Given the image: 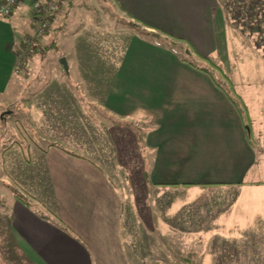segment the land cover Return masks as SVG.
<instances>
[{"label":"crops","instance_id":"obj_1","mask_svg":"<svg viewBox=\"0 0 264 264\" xmlns=\"http://www.w3.org/2000/svg\"><path fill=\"white\" fill-rule=\"evenodd\" d=\"M73 1L60 4L42 49L18 73V55L36 27L32 0L0 17V129L22 105L30 120L68 140L75 134L68 143L81 152L56 141L49 144L63 149L34 148L44 210L28 197L30 207L0 196V264H264V0H113L120 13L110 21L114 30L88 20L66 53L50 50L67 41L64 17ZM95 32L96 47L89 45ZM147 33L216 58L241 111ZM60 58L77 84L60 81ZM248 64L258 73L251 87L240 76ZM49 65L52 80L41 81ZM85 94L86 111L96 106L108 124L106 117L83 123L76 106ZM73 117L83 124L76 133ZM92 127L108 139L100 151L87 140Z\"/></svg>","mask_w":264,"mask_h":264},{"label":"rangeland","instance_id":"obj_2","mask_svg":"<svg viewBox=\"0 0 264 264\" xmlns=\"http://www.w3.org/2000/svg\"><path fill=\"white\" fill-rule=\"evenodd\" d=\"M29 4L30 2H26L27 7L30 6ZM30 7L32 9V5ZM72 7L73 8L70 14H68V17L66 16L64 17V19L66 18V22L68 23L67 24V28H68L67 36H65L67 38V41H64L60 44V40H59L58 46H56V48L50 47L49 48L50 50L52 49L53 51L54 50L59 51L60 49V51L62 52L66 50V45L69 42H73L75 38L74 33L78 32V35H79L83 32V30L84 31L86 30L87 27L81 26L82 23H87L88 20L96 21L100 19L102 20V22H107L110 25V27L113 29V26L110 21L115 18L114 17L115 15H120L119 8L114 5L113 0H74ZM16 19L17 17H14L13 21H15ZM122 19L124 20V22L122 23L128 26L127 24H125L127 20L124 18ZM16 21H18V19ZM79 27H82L80 28L81 31H77ZM132 30L135 33L137 32L138 34L139 32H141L140 30H136L134 28H132ZM100 35H101V32H98V34H96L95 32L94 35L92 36V39L94 40V42L90 41L89 45H95V47L99 46L97 42H100ZM48 36L49 38L47 39V41L48 43H50L51 41H53L52 40L53 38H51V34H49ZM59 37L60 36H58V39ZM64 40L66 39L64 38ZM153 41L156 42V40H153ZM160 41L164 45V47L175 50L176 52H178V55L182 58H185L186 55L193 56L195 58L198 57L195 54H193L194 52H193L192 47L188 46L186 48L184 46V43L175 37H172V38L161 37ZM186 51H189V53L187 54ZM64 53H66V51H64ZM201 57H213V56H201ZM46 58L47 57H45L44 59ZM48 59L49 57L46 59V61ZM60 59H58V61ZM55 63H56V59H55ZM252 65L253 64L251 65L248 64L246 66L247 72L245 71L243 72L242 75H240L245 78L248 86L250 84L252 85L253 82H257L255 80L258 77V73L260 74L259 82L264 81L263 66L260 65V71L257 73L255 71V69L257 70V67L256 66L251 67ZM46 66H48V64H46ZM49 67L50 68H46L44 72L42 71L43 72L42 74L44 77L39 78L41 81L44 80V78H47L46 80L48 81L52 80L50 76L51 66L49 65ZM237 69L239 68H236V70ZM225 74L227 75V73ZM233 75H236V74H233ZM60 81H63L65 83H72V84H77L79 82L77 81L76 74L73 70L71 71V73L69 72L68 74L64 72L63 75H61ZM74 86L76 87L77 85H74ZM81 88L82 90L78 87L75 89V92L80 94L79 96H81V94H84L86 91L84 85L81 86ZM258 91L260 90L251 89V97L258 98L257 96L260 95L258 94ZM244 92L248 94L247 88L244 90ZM260 92L264 93L263 91H260ZM261 96L264 97V95H261ZM247 98L248 97L242 96L241 101L245 103L244 100H246ZM88 101H89L88 96H86L85 94V96H83L82 99L80 100V105L76 106L79 108L81 107V110L83 111V115L85 118L83 123L85 124L86 121L87 122L89 121L91 124H98L99 121L104 122L106 115L103 111L96 108V106L90 105L89 106L90 108H88V110L86 111L87 106H88L86 104ZM24 109L25 107L21 105L20 110L24 111ZM21 111L15 110L14 111L15 113L13 114L14 116L12 117L8 115V121L4 122L3 129H0V135H2L0 137V196L5 197L6 199L5 201H7V204H10L11 201L14 199L13 189H17L23 195L30 198L31 203L33 204L35 209L44 210L39 207H44L45 205L46 188L44 187V184L41 183L42 182L41 181L42 172H41V168L36 162L34 148L36 147L37 149H40L41 147L42 149H45L46 146L49 144V141L50 142L56 141V142H59L61 145L68 147L69 149H73L77 153H81V152H78L79 151L78 147L74 145H69L68 143L72 141L76 143L78 138L75 134H73L70 137V140L65 139L58 132V130L56 129L52 131L49 130L48 126L46 127L45 122L33 121L32 119L30 120L28 115L25 116V114ZM106 120H107L106 124H108L109 118L106 117ZM60 123H65V122H60ZM70 123H72V128H73L74 133H76L77 131H81L80 126L83 127V124L80 125V122L76 120L74 117ZM77 125H80V126H77ZM106 126H107L106 128H108V125ZM93 128L94 127H92V129L90 130V136L87 137V140L89 143L91 142V144H93V146H95V148H97L98 151H100L103 149L101 142L107 139V137L103 136V133L101 130L98 133L100 137H98L95 134L96 131H94L93 133ZM96 143L97 145H95ZM10 147L13 148L10 152L8 150L3 151L5 148L8 149ZM86 148L89 150V147H86ZM120 173L119 175L122 176ZM241 202H246V199L242 197ZM3 234L4 233L2 232V228H0V243L4 241V239H2ZM14 255L15 254L12 253L11 257H14Z\"/></svg>","mask_w":264,"mask_h":264},{"label":"built area","instance_id":"obj_3","mask_svg":"<svg viewBox=\"0 0 264 264\" xmlns=\"http://www.w3.org/2000/svg\"><path fill=\"white\" fill-rule=\"evenodd\" d=\"M20 0H3L0 3V16L9 17L12 8L19 3ZM65 0H32V12L35 17L36 27L29 38L25 40V46L18 55L19 65L15 72L20 71V65L23 60L39 51L40 44L46 35L51 22L56 13L60 10V4Z\"/></svg>","mask_w":264,"mask_h":264},{"label":"trees","instance_id":"obj_4","mask_svg":"<svg viewBox=\"0 0 264 264\" xmlns=\"http://www.w3.org/2000/svg\"><path fill=\"white\" fill-rule=\"evenodd\" d=\"M1 18H7L2 17ZM128 26L135 27L134 24L128 22ZM153 40H156L158 44H162L160 41V37L157 36L154 33H147ZM163 45V44H162ZM170 49V48H169ZM172 50V49H170ZM176 52L175 50H172ZM178 54V52H176ZM183 59L184 62H186L192 69L199 71L205 75L208 76V78L211 80L214 85L223 91L227 98L231 101V103L234 105V107L237 109V111H241V107L238 104V101L236 98L232 96V94L229 92L228 89V75L225 74L223 69L221 68L220 64L218 63L217 59L214 57H193V56H185V58L180 57ZM200 59V60H199ZM202 60V61H201ZM51 146H57L60 147L57 144H49V147ZM62 148V147H60ZM63 149V148H62ZM14 196L16 199L21 202L23 205L30 207V201L29 199L23 195L21 192H19L17 189H13Z\"/></svg>","mask_w":264,"mask_h":264},{"label":"water","instance_id":"obj_5","mask_svg":"<svg viewBox=\"0 0 264 264\" xmlns=\"http://www.w3.org/2000/svg\"><path fill=\"white\" fill-rule=\"evenodd\" d=\"M186 52H187V54L189 53V51H186ZM59 63L64 68L65 72L68 73V65H67L66 59L65 58H61L59 60ZM246 129L249 130L248 128H246Z\"/></svg>","mask_w":264,"mask_h":264}]
</instances>
